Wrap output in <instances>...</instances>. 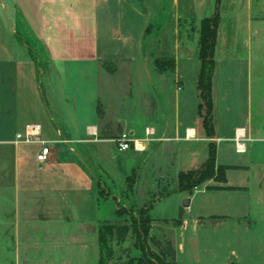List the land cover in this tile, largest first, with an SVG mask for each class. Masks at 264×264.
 <instances>
[{
  "label": "crops",
  "instance_id": "1",
  "mask_svg": "<svg viewBox=\"0 0 264 264\" xmlns=\"http://www.w3.org/2000/svg\"><path fill=\"white\" fill-rule=\"evenodd\" d=\"M262 4L0 0V187L10 183L16 198L10 215L22 218L28 196H67L72 209L96 194L98 206L100 180L93 163L103 173L101 160L94 157L103 147L105 154L125 158L121 172L133 189L134 203L144 205L159 197L147 215L154 224L172 225L178 264H264V63L258 61L264 38ZM217 10L210 136L205 111L200 113L199 38L201 21ZM167 43H172L169 53L163 48ZM21 45L28 56H21ZM156 59L173 60V69L161 71ZM43 70L45 90L38 82ZM136 90L145 100H139ZM74 125L87 135L83 144H91L95 154L85 145L81 151L72 145L80 141ZM124 132L134 143L120 151L115 140ZM19 134L33 139H18ZM43 143L50 146L51 156L41 163ZM211 145L218 166L234 167L227 170L226 181L210 180L192 194L180 191V172L199 169L209 159ZM227 146L245 155L242 163L225 162L230 159L223 152ZM160 150L161 160L143 176L141 163L145 166ZM234 172L244 176L230 184L227 177ZM136 186L148 190L138 195ZM165 187L172 190L158 194ZM172 196L177 198L176 215L171 220L153 217L151 212ZM97 214L74 215L75 221L69 217L63 226L71 231L65 237L72 240L76 224H81L99 239L100 225L107 220ZM178 219L182 224L175 227ZM10 232L19 242L4 246V251H16L20 260L26 248L21 242L24 231L19 225ZM88 262L98 264L94 256Z\"/></svg>",
  "mask_w": 264,
  "mask_h": 264
},
{
  "label": "rangeland",
  "instance_id": "2",
  "mask_svg": "<svg viewBox=\"0 0 264 264\" xmlns=\"http://www.w3.org/2000/svg\"><path fill=\"white\" fill-rule=\"evenodd\" d=\"M219 1L221 3V0ZM259 2L264 5V0H259ZM165 16L166 15H163L162 17ZM21 30L22 29H20V31ZM148 39L149 38L145 40L146 47L149 45L147 44ZM262 40L263 49L261 50V59L258 61L264 63V38H262ZM24 48L25 47L21 45V56H28L27 52H24ZM163 48L169 53L172 50V43L163 45ZM259 62L256 61V64ZM38 77L40 86L45 90V71L43 70ZM142 77L144 80V74ZM41 79H43V81ZM71 83L73 84L74 80H71ZM258 88L261 89L260 87ZM259 89L256 88L255 96V106L257 111L259 110V106H257L260 97L257 91ZM136 91L135 92L139 94V100H145V97L140 94V91ZM262 102L264 106V97L262 98ZM261 111L264 114V108L261 109ZM74 126L76 129L74 136L80 141L73 143L72 145L80 148V151L82 150V145H85V150L91 148L94 152L95 150L92 148L91 144H83L84 142H87V135L84 134L81 129L78 131L79 125ZM105 151L106 150L103 147H98L96 156H94L99 162L101 160L103 173L99 172L97 169L98 166L93 163L94 169H96V177L100 180L101 195L98 199L100 201L98 206L96 204V194H93L88 201L85 200L82 203L74 205L72 209H70L68 204L71 198H68L67 196H55V198H49L46 196H28L25 201V208L23 207L26 212L24 211V213H22V218L18 220L14 214L10 215V211L15 208L14 203L17 202L10 183L5 184L4 188L0 187V264H89L88 260L93 256L96 257V261H98L99 264L100 253L98 251L99 239L97 238V234H94L95 232L93 233L92 228L89 226L76 224L74 232H72L74 233V236L72 240H68L65 237V233L71 231V228L63 226L64 223L69 220L68 218L74 215L80 217L82 214H87L89 212H95V216H97V212H100L103 219L107 220L106 223L108 225L125 227L131 224V218L128 215L118 218L116 215L117 210L125 209L131 211L134 209L135 211H138L140 206H148L150 208L152 205L156 204L159 197L156 199L154 198L153 200L151 199V201L146 202L144 205H141L136 201L135 203L133 202L134 198L130 197V191L133 189L127 187V184H125L123 180L124 176H122L121 172L122 166L125 163V158L121 154H105ZM99 152L103 153V155H101L102 157L99 155ZM223 152L230 156V159L225 162H230L231 160L236 164L242 163L245 157L244 154H237L235 149L230 146L224 147ZM162 154L163 153L160 150L145 162V166L143 165L144 163H141L143 169L141 174L143 176L150 173V166L157 164L161 160L163 156ZM130 165L128 164L127 166ZM145 171L146 173H144ZM243 176L244 174L240 172H234V174H229L227 179L231 184L233 181H242ZM143 182L144 180L142 179L140 184H143ZM140 187L141 186H136L135 188L138 195H141L145 190H148ZM159 190L162 192L159 191L158 194L165 196L167 194L165 191L172 190V187H165ZM138 195H136V200L140 201L141 197ZM176 199V196H172L161 202L162 204L158 205L151 212V215L153 217H164L171 220V218L176 215ZM75 200L78 201V199ZM57 209L59 211L58 214H56ZM19 225H21L22 230L24 231V235L21 237V242L23 243L22 246L25 245L26 247L25 250L22 248L20 260L17 259L18 253L16 251H4V246L19 242V238H17L18 236L16 237L13 232H10L12 229L18 228ZM58 225L61 226L59 227ZM152 226L153 228L147 238V248L157 255L164 254L163 258L165 260H170L169 254H171L172 251V244L167 243V241L169 240L171 243H174V231L172 225L152 223ZM257 236L258 234L254 233V239L257 240ZM107 240L108 258L104 264H128L131 259H139L142 256L141 244H143V242L137 239L133 231H129L125 236H120V234H117L114 237L108 236ZM256 253L257 251L254 250V254ZM156 263L160 264L159 262ZM135 264H137V261H135Z\"/></svg>",
  "mask_w": 264,
  "mask_h": 264
},
{
  "label": "trees",
  "instance_id": "3",
  "mask_svg": "<svg viewBox=\"0 0 264 264\" xmlns=\"http://www.w3.org/2000/svg\"><path fill=\"white\" fill-rule=\"evenodd\" d=\"M220 1L218 0V4ZM220 22L219 11L217 10L212 17L204 18L201 21L200 26V38H199V57L202 63L201 72L198 80V90L200 92V98L202 100L200 104V113L205 111L204 115V125L207 130L208 135L213 136V76L216 66L215 60V49L217 42V30ZM156 66L161 71L171 70L174 67L173 60H160L156 59ZM234 167L229 166H218L216 160V147L211 145L210 157L209 159L197 170L180 172L178 177L179 189L182 192H187L192 194L193 191L204 185L210 180H215L218 182L226 181V172L228 169ZM216 189H224V187H209ZM149 207L140 206L138 211L132 209L131 211L117 210L116 215L118 218L123 216H130L131 224L129 226L120 227L117 225H108L107 223H102L99 229V264H104L107 256V237H114L117 234L120 236H125L129 231H133L139 241H142L141 251L142 256L139 259H131L128 264H178L175 257V248L173 242L167 241L171 245L170 260H165L164 254H156L147 248V238L153 228V221L148 217ZM169 222V221H165ZM182 220L178 219L173 221L175 227L180 226ZM111 256V255H110ZM162 256V257H161Z\"/></svg>",
  "mask_w": 264,
  "mask_h": 264
},
{
  "label": "built area",
  "instance_id": "4",
  "mask_svg": "<svg viewBox=\"0 0 264 264\" xmlns=\"http://www.w3.org/2000/svg\"><path fill=\"white\" fill-rule=\"evenodd\" d=\"M24 138L26 141L30 142L33 139V135H27L22 137L21 134L18 135V139ZM116 145L120 151H127L131 149L132 144L134 143L131 135L128 132L120 134L116 140ZM51 148L48 144L43 143L41 152L38 155V161L44 163L50 159Z\"/></svg>",
  "mask_w": 264,
  "mask_h": 264
},
{
  "label": "water",
  "instance_id": "5",
  "mask_svg": "<svg viewBox=\"0 0 264 264\" xmlns=\"http://www.w3.org/2000/svg\"><path fill=\"white\" fill-rule=\"evenodd\" d=\"M147 61H148V59H147ZM148 73H149V75H150V72L148 71ZM189 203H190V201L188 200V199H185V201H184V206L185 207H188L189 206Z\"/></svg>",
  "mask_w": 264,
  "mask_h": 264
}]
</instances>
